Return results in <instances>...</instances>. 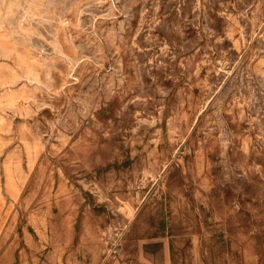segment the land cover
Listing matches in <instances>:
<instances>
[{
  "label": "rangeland",
  "instance_id": "obj_1",
  "mask_svg": "<svg viewBox=\"0 0 264 264\" xmlns=\"http://www.w3.org/2000/svg\"><path fill=\"white\" fill-rule=\"evenodd\" d=\"M0 264H264V0H0Z\"/></svg>",
  "mask_w": 264,
  "mask_h": 264
},
{
  "label": "bare ground",
  "instance_id": "obj_2",
  "mask_svg": "<svg viewBox=\"0 0 264 264\" xmlns=\"http://www.w3.org/2000/svg\"><path fill=\"white\" fill-rule=\"evenodd\" d=\"M70 2V1H69ZM188 3V2H187ZM69 5V4H68ZM188 5V4H187ZM122 8V7H121ZM174 11V10H173ZM173 13V12H172ZM66 23V22H65ZM30 24V23H29ZM48 30H49V28H48ZM47 36V35H46ZM49 36V35H48ZM181 52V51H180ZM217 78V77H216ZM164 118V117H163ZM166 119V118H165ZM162 124V123H161ZM161 126V125H160Z\"/></svg>",
  "mask_w": 264,
  "mask_h": 264
}]
</instances>
